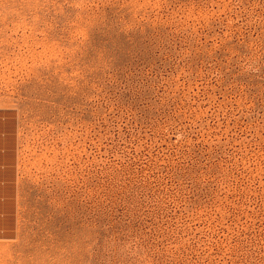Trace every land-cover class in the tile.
Instances as JSON below:
<instances>
[{"label": "rangeland", "instance_id": "374dc122", "mask_svg": "<svg viewBox=\"0 0 264 264\" xmlns=\"http://www.w3.org/2000/svg\"><path fill=\"white\" fill-rule=\"evenodd\" d=\"M0 264H264V0H0Z\"/></svg>", "mask_w": 264, "mask_h": 264}]
</instances>
